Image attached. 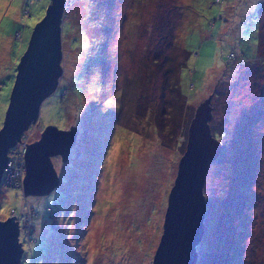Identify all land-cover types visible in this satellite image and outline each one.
<instances>
[{
    "label": "rangeland",
    "instance_id": "374dc122",
    "mask_svg": "<svg viewBox=\"0 0 264 264\" xmlns=\"http://www.w3.org/2000/svg\"><path fill=\"white\" fill-rule=\"evenodd\" d=\"M213 2L66 0L62 78L86 106L68 161L52 158L54 191L26 197L0 188V220L23 215L25 202L38 213L18 219L36 229L19 236L21 264H152L189 126L209 97L211 130L223 138L204 184L196 264H264V0ZM48 5L0 0V128L16 55ZM170 69L178 89L166 100ZM60 90L42 102L30 140L49 125H75L72 110L68 121L61 116Z\"/></svg>",
    "mask_w": 264,
    "mask_h": 264
},
{
    "label": "water",
    "instance_id": "95a60500",
    "mask_svg": "<svg viewBox=\"0 0 264 264\" xmlns=\"http://www.w3.org/2000/svg\"><path fill=\"white\" fill-rule=\"evenodd\" d=\"M36 24L20 62L5 119L0 128V188L8 152L40 117L42 102L52 95L63 74L61 24L66 0H51ZM211 97L197 109L188 129L187 150L180 160L169 194L163 235L152 264H196L197 247L205 234L204 184L210 164L222 150V142L210 127ZM77 139V128L47 126L39 140L27 145L24 195L43 197L60 185L52 161L67 162ZM16 217L0 220V264H21L24 248Z\"/></svg>",
    "mask_w": 264,
    "mask_h": 264
},
{
    "label": "trees",
    "instance_id": "16d2710c",
    "mask_svg": "<svg viewBox=\"0 0 264 264\" xmlns=\"http://www.w3.org/2000/svg\"><path fill=\"white\" fill-rule=\"evenodd\" d=\"M227 0H214V2H213V5H222L223 3H225ZM51 0H49V4H51ZM149 2H150V0H149ZM66 7V6H65ZM47 9V8H46ZM26 12V14L27 15H31V10H25ZM64 11H65V9H64ZM45 14H46V11H45V13H44V15H43V17L45 16ZM43 17L42 18H39L38 19V22H40L42 19H43ZM37 22V23H38ZM19 34H20V32H18ZM17 33V34H18ZM63 34H65V33H63ZM62 34V24H61V37H62V39H63V41L64 42H66L65 40H66V38H68V36H65V35H63ZM31 37V36H30ZM30 40V39H29ZM29 43V42H28ZM27 47H28V45H27ZM26 50H27V48H26ZM26 50H24L25 52H26ZM24 52V53H25ZM24 53L22 52V51H19V54L18 55H16L17 56V63H19L20 62V60H21V58H22V56L24 55ZM232 55H234L233 53H232ZM63 57H64V59H65V55H63ZM68 58V57H67ZM64 66V60L62 59V67ZM17 68H18V64H17ZM16 68V64H15V70H14V77L16 78V74H17V72H18V69ZM146 69H147V71L150 73V76H151V74L154 72V68H151L150 66H148V67H146ZM174 71L175 70H172V69H170V72L168 71L167 73H166V77H165V82H163V84H162V87H161V89H160V91L163 93L162 94V98L163 99H166L167 100V94H168V92H169V89H178V84H177V81H176V83H173L174 82V79H172V77H174L173 76V73H174ZM176 72V71H175ZM177 73V72H176ZM155 76V75H154ZM14 77H13V80H12V83H13V81L15 82V79H14ZM178 77V76H177ZM171 79L173 80V81H171ZM153 79H151L150 80V82L152 81ZM73 82H74V80H72ZM59 85H58V87L61 89L60 91H59V94H60V100L64 103L63 104V107H61V116H63V119L64 120H66V121H68L69 119V117H68V114H69V110H72L73 112H74V124L75 125H70L69 127H67L66 129H63V130H68L70 127H72V126H75L76 128H77V134H78V127H77V122L79 121V119H80V117H83L84 115H83V110L85 109V106H86V102H79L78 101V98H77V96H75V98H73V95L72 96H70V93H69V90L66 88L67 86H66V84H71V81L70 80H68L67 78H65L64 80H63V78L61 77L60 78V80H59ZM65 82V83H64ZM149 83V82H148ZM14 85V84H13ZM62 86V87H61ZM71 87L72 88H74V84H71ZM12 89H13V87H12ZM58 89V88H57ZM66 90V91H65ZM123 90V89H122ZM12 91V90H11ZM179 91V90H178ZM180 93V92H179ZM127 94V92L125 93V95ZM10 96H11V94H10ZM121 99H123V97H121ZM9 102H10V99H9ZM164 110V109H163ZM6 115V114H5ZM5 119V118H4ZM85 119V118H84ZM50 126V125H49ZM35 127V126H34ZM46 128V127H45ZM44 128V129H45ZM32 130V129H31ZM30 130V127H29V130H27L25 133H24V135H23V140H25V141H27V143H32V142H34V141H32V140H30V138L28 139V133L31 131ZM61 130V129H60ZM214 135L216 136V137H218V138H223L222 136H221V134L220 133H214ZM30 140V141H29ZM37 141V140H36ZM188 141V140H187ZM63 162V161H62ZM3 188H5L4 186H3ZM12 188V187H11ZM15 189V188H14ZM17 189H20V188H17ZM28 203H26L25 202V210L23 211V215H21L20 213H18L16 210H12V212H11V214L9 215V217L13 214V213H16V215L20 218H22L23 219V217H26V214H27V210H28ZM29 206H31V205H29ZM32 208L30 209V210H34L35 208L33 207V206H31ZM49 209L50 208H48V211H49ZM55 211V210H54ZM35 214L37 215L38 213L37 212H35ZM49 214H50V211H49ZM52 215V214H51ZM33 216H34V214H33ZM23 244V243H22ZM24 247V246H23ZM154 258V257H153Z\"/></svg>",
    "mask_w": 264,
    "mask_h": 264
},
{
    "label": "built area",
    "instance_id": "2783aa9c",
    "mask_svg": "<svg viewBox=\"0 0 264 264\" xmlns=\"http://www.w3.org/2000/svg\"><path fill=\"white\" fill-rule=\"evenodd\" d=\"M28 144L29 143H27V141L23 140V136H22L21 140L13 148L10 149L8 167L6 168L4 175H3V179H2V185L4 187H12L15 189H17V188L22 189L23 188V179H24V173H25V159H24V157H25V153H26V149H27ZM6 173H12L11 179L9 180L8 184H6L4 181V177H5ZM19 182H21L20 185H18ZM31 212H32V216H33V214H34L33 209L28 211L27 214H29ZM12 215L16 216L15 213H13ZM18 219H20V218L17 217V220ZM21 231L25 233L26 237L30 236V238H31L33 236L35 230H34L33 226L31 225L30 227L24 226V228H21ZM27 239H29V238H27ZM32 242H33V239H32Z\"/></svg>",
    "mask_w": 264,
    "mask_h": 264
},
{
    "label": "clouds",
    "instance_id": "9594fccd",
    "mask_svg": "<svg viewBox=\"0 0 264 264\" xmlns=\"http://www.w3.org/2000/svg\"><path fill=\"white\" fill-rule=\"evenodd\" d=\"M60 80V79H59ZM76 143V142H75ZM30 144V143H29ZM75 145V144H74ZM10 151V150H9ZM8 155H9V152H8ZM25 171H26V169H25ZM24 177H25V173H24ZM2 187H3V185H2ZM5 188H11V187H5ZM23 192H24V179H23ZM21 190V189H20ZM56 212V211H55ZM16 214V213H15ZM34 215H35V212H34ZM16 218V221L18 222V220H17V215L15 216ZM33 217V216H32ZM9 218V217H8ZM21 217H20V221H21ZM18 224H19V222H18ZM33 228H34V226H33ZM19 229H20V234L22 233L23 234V232L21 231V226H20V224H19ZM34 230L36 231V229L34 228ZM35 231H34V233H35ZM20 240V239H19ZM34 240V239H33ZM22 243V242H21ZM23 245V244H22ZM24 248V247H23Z\"/></svg>",
    "mask_w": 264,
    "mask_h": 264
},
{
    "label": "snow or ice",
    "instance_id": "6c2138e0",
    "mask_svg": "<svg viewBox=\"0 0 264 264\" xmlns=\"http://www.w3.org/2000/svg\"><path fill=\"white\" fill-rule=\"evenodd\" d=\"M11 87V86H10Z\"/></svg>",
    "mask_w": 264,
    "mask_h": 264
}]
</instances>
